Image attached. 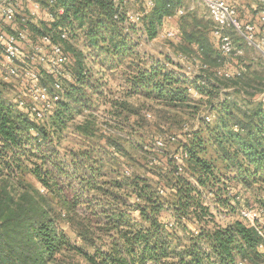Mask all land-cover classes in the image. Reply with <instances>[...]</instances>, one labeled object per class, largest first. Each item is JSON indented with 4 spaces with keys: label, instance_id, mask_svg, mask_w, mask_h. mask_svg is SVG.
Wrapping results in <instances>:
<instances>
[{
    "label": "trees",
    "instance_id": "trees-1",
    "mask_svg": "<svg viewBox=\"0 0 264 264\" xmlns=\"http://www.w3.org/2000/svg\"><path fill=\"white\" fill-rule=\"evenodd\" d=\"M40 1L48 8V0ZM152 3L141 18L148 39L158 36L185 0ZM47 11L51 17L44 11L32 25L36 38L29 35L35 41L50 35L62 43L70 78H61L62 97L44 119L31 104L21 106L19 99L10 104L0 96V180L30 163L29 172L46 191L30 184L19 192L0 188V264H48L63 254H71L64 264H81L76 257L87 264H235L257 254L264 239L255 226L240 218L219 224L212 211V206L230 213L248 209V199L239 196L264 173V102L244 99L252 103L244 110L221 97L230 84L253 87L261 79V71L244 60L249 47L240 44L239 75H219L227 56L210 37L212 21L198 11L182 16L180 48L201 61V72L190 82L208 96L215 112L208 121L193 103L186 78L169 69L170 60L139 56L135 27L125 26L126 12L116 0H57ZM24 54L31 64L34 51ZM118 71L124 96L108 99L106 78ZM55 79L43 72L40 83L54 92ZM135 96L161 107L157 128L173 127L174 114L194 120L195 126L185 122L180 134L153 136L148 163L158 178L121 167L127 153L120 132L144 126L151 116L129 100ZM107 102L111 107L103 116H110L111 124H102L96 111ZM69 132L74 145L55 144ZM93 138L96 144H86ZM177 153L186 154L180 163ZM47 193L58 199L84 247L60 226Z\"/></svg>",
    "mask_w": 264,
    "mask_h": 264
},
{
    "label": "rangeland",
    "instance_id": "rangeland-1",
    "mask_svg": "<svg viewBox=\"0 0 264 264\" xmlns=\"http://www.w3.org/2000/svg\"><path fill=\"white\" fill-rule=\"evenodd\" d=\"M234 1L236 3L235 5L239 12L240 18L244 17L246 20L248 19L250 21L254 19L256 13L253 8V0ZM116 3L119 7L121 4L123 6L124 11L126 12L125 26L135 27V32L132 33V38H134V41L136 43H139V47L137 49L139 56H142L145 60H150L151 58H167V60H170L172 63L169 65V69L175 70L178 75L186 78V80L188 81L187 86L189 87L188 92H190V95L193 98V103L199 106L203 116L206 115L207 111L210 110V102L208 96L200 93V91H198L197 88L190 82L193 81V78L201 72V67H199L200 61L198 58H194V56H188L189 54H187V52L182 51V48H180V22L183 15H179L175 12L173 16L165 19L163 27L161 28L158 36L153 39H148L147 35L143 33L144 31L142 21L133 20L132 17L136 16L137 13L146 14L147 11H149L153 7L152 0H116ZM182 7L185 8L186 12L188 13L198 11L199 17H203L205 20L212 21L214 29L215 22L213 21V18L210 15L209 9L201 0H185V3ZM245 15L248 16V18L245 17ZM32 19L33 18L31 17V14L28 10H26L25 8L20 9L15 24L5 25V29L9 32H13L18 29H28L27 31L32 33L31 36L33 38H36L35 31H33L32 27V25L36 24V22H33ZM169 31L175 32L177 34L176 37H168L167 33ZM231 35L237 43L245 45L243 40H239L235 33H231ZM31 36L30 39H33L31 38ZM210 37L216 44L217 50L220 51L219 40L214 35L213 30L212 33H210ZM23 47V52L26 54L27 52H30L32 50L26 44ZM236 56L238 55H229L225 57L223 67H225L227 72L230 73V76L227 77H232L234 75L231 74L233 66L235 67V63L240 60ZM244 60L247 63L252 61L253 65L251 70L256 68L258 71H261V79L255 80L256 85H254L253 87L241 86L240 88L238 86L230 84L229 86H226L222 89L221 97H227L230 101L237 102L240 106H242L244 110H246L251 106L252 103H250V105H246L244 104V99L249 100V102H264V57L256 50L249 48L245 51ZM18 63L20 65L23 64V62L20 61ZM124 66L126 65L124 64ZM36 67L40 69L42 68L39 64H37ZM7 68L8 62L5 59V52L3 50L2 45L0 44V96L6 102L14 105H17L16 99H19V96H22L26 104H31L32 101L30 97H25L22 95V89L25 88L26 82L11 76L8 73ZM240 73L241 68L236 71L235 74L239 75ZM111 75L112 73H110L109 76H107L106 78L107 85H105V92L106 95L108 94L107 98L109 99L113 97L117 98L124 96V93L122 92L125 89L123 87L124 78H122L121 71H118L113 76ZM43 82L45 85H47L50 81L46 79V81L44 80ZM51 93L52 95L56 94V91H52ZM129 100L137 106H143V112L146 113L148 111L151 116L147 117L148 120L145 121L144 126L142 125L141 127H136L135 129H133L131 126H128L127 129L124 130V132H120V140L123 142V144H125L127 153V155H125L126 160L123 163V166L121 165V167L125 170H134L135 172H138L140 174H145L153 178H158L157 175H155L151 171V166L148 163L151 156V151H149V149H152L153 146L152 145L150 147L153 142V136L163 134L171 130L174 133L180 134V130L182 129L183 124L189 121L187 128H193L195 126L194 120H188V115L186 113H184L185 115L180 113L174 114L175 117L173 118V120H171L173 127L169 124H161L162 126H159L157 128L156 125L158 122H160V118L158 117V111L161 110V107H158L154 102L145 101L144 99L138 98L136 96L131 97ZM110 107V102H107L105 105H102L101 103L99 111H96L97 114L99 113L98 115L101 114V118H99L100 123L105 124L104 120H109V124H111L110 116H103L105 108ZM205 117H207V115ZM80 118L81 117H78L77 119ZM102 124H100L101 127H103ZM104 130L106 129L104 128ZM64 135H66V139L58 140L57 138L55 139V144L60 143L59 147H68L74 145V142H72V138H75L73 137V134L69 132ZM96 143L97 138H93L89 139L86 144ZM118 160L122 163V158H118ZM24 165L20 168L12 169L11 176H9L5 172L4 175L1 177L2 179L0 180V188H6L8 190L14 191L17 190L19 192L23 190L25 184H30L36 188H40L41 191L45 193V189L38 183V181L34 179L32 174L29 172V167H31L32 164L25 163ZM236 187L238 189L240 187V184H238ZM47 196L49 198L50 206L52 207L54 214L58 215L60 226L65 229L68 236L74 243H76L78 246L84 247L81 239L76 236L74 230L69 226V223L67 221L68 217L65 214L58 199L49 193H47ZM239 197H246L248 199V209H256L260 212V218L255 223L259 227V229L264 233V173L262 177L257 180L256 183H253L251 189H247L246 191H244L243 197H241V195ZM212 208L216 214V220L219 224L226 225L236 218L243 219L248 225H252L253 223L252 220L243 217L241 211H235L230 213L229 208L222 207L221 209V207L217 208L215 206H212ZM241 208L240 210H243V208ZM262 239H264L263 236ZM263 242L264 241L259 242L257 246V254H254L251 259L242 257L241 259H238L235 264H238L239 260H246L248 264H264V247L260 246V244ZM69 256H71V254L58 255L54 260L49 261L48 264H64L65 261L67 262ZM76 259L77 261H80L81 264H87L80 257H76Z\"/></svg>",
    "mask_w": 264,
    "mask_h": 264
},
{
    "label": "built area",
    "instance_id": "built-area-1",
    "mask_svg": "<svg viewBox=\"0 0 264 264\" xmlns=\"http://www.w3.org/2000/svg\"><path fill=\"white\" fill-rule=\"evenodd\" d=\"M209 9L210 15L215 22L213 29L214 35L219 40V48L226 55H241L244 52L242 45L237 43L231 33H235L239 40H243L244 44L256 50L264 57V0H253V8L255 17L253 20H246L239 16V12L234 0H201ZM57 0H48V8L55 5ZM153 4V3H152ZM25 8L31 14L33 22H38L44 11L48 12V8L44 7L40 0H0V44L5 52V59L8 62V73L25 81L26 85L23 90V96L30 97L32 110L39 119H44L56 107V102L61 99L63 85L61 78H70V72L66 71L65 65L69 61V55L60 41H55L50 35H45L38 40L30 39L29 31L18 29L9 32L5 29V25L15 24L20 9ZM65 8L58 6L57 12L64 13ZM49 13V12H48ZM185 8H179L177 14L184 15ZM51 13L49 16L51 17ZM144 13H137L133 16V20H141ZM176 33L169 31L168 37H176ZM66 33L62 34V38H66ZM28 45L34 51L30 55L31 64L26 63L23 46ZM30 49V50H31ZM23 54V56H22ZM24 60H23V59ZM23 62L20 65L18 62ZM24 62L26 63L24 65ZM37 62V63H35ZM41 65L42 69L36 67ZM24 65V66H23ZM45 74L56 77L54 86L56 94L50 92L47 86L40 83V76ZM227 76L230 74L226 73ZM20 105L26 104L22 96H19ZM210 120V117H207ZM163 140L157 141V146L162 147ZM186 157V154L177 153L175 158L180 161ZM181 169V168H180ZM243 217L253 221L261 236L264 233L256 225V221L260 218V212L256 209L241 210ZM264 247V242L260 244ZM238 264H248L246 260H239Z\"/></svg>",
    "mask_w": 264,
    "mask_h": 264
},
{
    "label": "crops",
    "instance_id": "crops-1",
    "mask_svg": "<svg viewBox=\"0 0 264 264\" xmlns=\"http://www.w3.org/2000/svg\"><path fill=\"white\" fill-rule=\"evenodd\" d=\"M42 15H43V13H42ZM245 17H247L248 18V16H246L245 15ZM200 61V60H199ZM199 67H201V61H200V64H199ZM242 67H244V66H242V65H237V63H235V67L233 66V70H232V72H231V74H233L234 72H236V71H238L240 68H242ZM226 72H227V70H226V68L225 67H222L221 69H220V71L218 72L219 73V75H225V76H227L226 75ZM228 74H230L229 72H227ZM230 76V75H229ZM198 94V93H197ZM212 112V113H211ZM215 112H213V111H207V117H210L211 119L210 120H212L214 117H215ZM210 120H208V121H210ZM221 209H222V207H221ZM213 211V210H212ZM214 212V211H213ZM215 213V212H214Z\"/></svg>",
    "mask_w": 264,
    "mask_h": 264
}]
</instances>
